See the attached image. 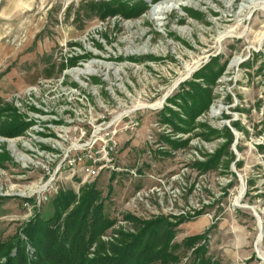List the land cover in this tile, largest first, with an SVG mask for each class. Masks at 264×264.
Here are the masks:
<instances>
[{"label": "rangeland", "instance_id": "rangeland-1", "mask_svg": "<svg viewBox=\"0 0 264 264\" xmlns=\"http://www.w3.org/2000/svg\"><path fill=\"white\" fill-rule=\"evenodd\" d=\"M87 1L0 0V125L24 124L15 135L0 132V238L19 231L32 202L40 217L50 215L55 185L78 194L92 183L103 212L126 219L97 243L141 227L126 214L181 217L171 240L176 264H193L182 241L198 232L216 264H264V0H187L159 20L151 9L161 0H144L147 10L127 19H99ZM207 62L222 66L211 83L197 72ZM88 63L91 75L71 74ZM193 83L210 96L195 114ZM107 138L118 142L119 168L84 180L77 167H63L37 202L48 178L41 165L54 167L71 143ZM218 149L214 166L194 165ZM241 187L242 206L234 204ZM139 189L147 211L134 202L140 214L125 213Z\"/></svg>", "mask_w": 264, "mask_h": 264}, {"label": "trees", "instance_id": "trees-1", "mask_svg": "<svg viewBox=\"0 0 264 264\" xmlns=\"http://www.w3.org/2000/svg\"><path fill=\"white\" fill-rule=\"evenodd\" d=\"M87 6L95 11L99 19L114 15L123 19L133 18L148 7L144 0H89ZM214 61L215 58L209 60L210 63ZM209 62L197 72L207 74L203 75L204 81L211 83L222 66L212 70L207 66ZM193 85L197 101L192 100L198 105L190 106V113L204 109L210 100L208 87H201L198 83ZM164 119L168 120V118ZM23 125L22 122L20 124L13 122L6 127L0 125V132L5 135H15ZM209 133L210 131L202 133V136L207 138ZM228 138H230L229 134ZM168 141L176 145L175 142ZM220 152L221 150L218 149L206 160L194 162V165L200 170H206L215 165ZM2 158L5 157L0 154V160ZM25 200L32 201L30 197H25ZM73 201L76 202L72 204ZM51 203V214L40 217L36 205L32 202V214L18 227L19 231L15 230L12 234L0 238V264H176L180 262V257L175 251L179 244L171 240L178 224L184 218L171 221L164 216H156L144 220L126 214L127 217L139 222L141 227L135 232L118 230V236L106 245L104 242L96 241L101 231L112 224L114 217H109L103 212L99 190L92 183L80 187L78 194L72 189L58 190L52 196ZM70 204L71 207L66 210ZM63 210H66L64 214H62ZM203 236L202 232L188 234L184 236L182 244L193 247L191 249L193 264H216L215 260L205 254V245L198 243ZM95 242L97 251L89 256L88 247Z\"/></svg>", "mask_w": 264, "mask_h": 264}, {"label": "built area", "instance_id": "built-area-1", "mask_svg": "<svg viewBox=\"0 0 264 264\" xmlns=\"http://www.w3.org/2000/svg\"><path fill=\"white\" fill-rule=\"evenodd\" d=\"M117 148L118 142L113 138L71 143L69 146L66 147L64 152L61 153V159L57 163H55L54 167H52V164L54 162L53 160L52 162H48L46 164L41 165L43 175H48V178L42 183L43 189L41 188V191L45 193L42 195L41 199H37V202H40V200L47 198V193L53 191L56 192L57 185L54 186L53 191H49V185V187L47 188L45 186L51 180V175H54L56 172H59L63 167H77V169L82 173V178H84V180H88L96 176L100 169L119 168L117 165L114 164V156L117 152ZM25 166L29 165L26 164ZM143 189L136 190L131 196H129L124 201L123 205L126 206L127 204H133L134 202H137L136 204H139V207H141L142 211H147V207L142 203L143 198H145V195H147L146 191H141ZM136 204H133L134 207H129V209L125 208V213L129 211V213L131 212L135 215L140 214V212L138 211V206ZM121 210H124V208H122ZM114 218V225H116V223H122L126 221V219L121 217V215H118ZM110 234L111 233L104 232L100 233L99 236L101 238L111 237Z\"/></svg>", "mask_w": 264, "mask_h": 264}, {"label": "bare ground", "instance_id": "bare-ground-1", "mask_svg": "<svg viewBox=\"0 0 264 264\" xmlns=\"http://www.w3.org/2000/svg\"><path fill=\"white\" fill-rule=\"evenodd\" d=\"M185 1H187V0H161V1L157 2L156 4H154L153 8L151 9V12L153 14H155L157 16V19L159 20V19H162L163 15L169 13L171 10L179 9L182 6H184L186 4ZM188 1H191V0H188ZM181 31L185 32V33L186 32H190V28L189 27H184V28L181 29ZM263 33L264 32H262L260 34V36L257 39V41L260 42V40L263 37ZM237 62H238V59H234V60H232L231 65H234ZM90 63L85 65V67L75 68V69L71 70L70 71L71 74H73L75 77H77L79 79H81L80 77H85V76L91 75L97 69L95 67H93V64H90ZM160 103L161 102H159V104ZM217 110H218L217 108L213 107L210 112H211L212 115H215L217 113ZM23 156L24 155H22L21 157H23ZM41 188H42V185L40 186V189ZM40 189H38V190H40ZM36 190H37V188L34 191H36ZM241 193H242V187L240 188V191L238 192V195L234 199V204L242 206L241 202H240ZM243 206L249 207L247 205H243Z\"/></svg>", "mask_w": 264, "mask_h": 264}, {"label": "water", "instance_id": "water-1", "mask_svg": "<svg viewBox=\"0 0 264 264\" xmlns=\"http://www.w3.org/2000/svg\"><path fill=\"white\" fill-rule=\"evenodd\" d=\"M1 193V192H0ZM249 207L252 209V211L255 213V210L253 209V206L249 204Z\"/></svg>", "mask_w": 264, "mask_h": 264}]
</instances>
